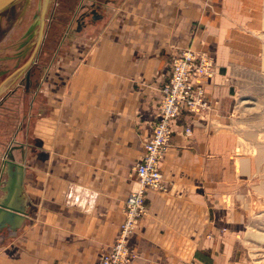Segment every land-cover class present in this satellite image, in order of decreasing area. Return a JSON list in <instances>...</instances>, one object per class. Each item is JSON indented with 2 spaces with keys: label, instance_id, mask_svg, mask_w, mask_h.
Masks as SVG:
<instances>
[{
  "label": "crops",
  "instance_id": "obj_1",
  "mask_svg": "<svg viewBox=\"0 0 264 264\" xmlns=\"http://www.w3.org/2000/svg\"><path fill=\"white\" fill-rule=\"evenodd\" d=\"M220 9V0H123L112 8L121 13L91 36L82 64L62 87L52 81L51 113L39 104L33 137L41 157L28 160L27 139L0 151L24 166L28 204L21 227L0 232V264H95L114 243L171 61L187 47L215 61L204 84L209 109L172 121L160 161L167 189L145 192V213L128 238L131 264H254L264 213L253 204L264 181L252 185L251 158L235 155L225 127L235 79Z\"/></svg>",
  "mask_w": 264,
  "mask_h": 264
},
{
  "label": "rangeland",
  "instance_id": "obj_2",
  "mask_svg": "<svg viewBox=\"0 0 264 264\" xmlns=\"http://www.w3.org/2000/svg\"><path fill=\"white\" fill-rule=\"evenodd\" d=\"M122 2L15 0L0 12V151H5L13 141L16 145L27 139L28 160L41 157L33 137L39 104L44 101L45 113H51L47 104L52 81L59 82L61 87L68 81L72 68L82 64L83 58L78 55L89 48L91 36L107 30L108 22L121 13L112 8ZM220 6L218 29L230 54L235 79L232 115L225 127L235 134V155L251 158L254 185L258 179L264 181V0H220ZM42 12L47 17L46 36L42 46L34 51ZM196 51L209 56L216 71L213 57ZM27 70L31 73L29 80L34 82L29 86L24 83ZM40 84L45 86L43 91ZM147 140L148 137L142 140L141 148ZM257 164L261 168L255 167ZM252 192L255 199L257 190ZM253 208L264 213L263 192L260 204H253ZM258 223L261 226L257 229L264 236V214ZM262 240L264 245V237ZM111 246L100 252L95 264ZM251 258L254 264H264V247L253 249Z\"/></svg>",
  "mask_w": 264,
  "mask_h": 264
},
{
  "label": "built area",
  "instance_id": "obj_3",
  "mask_svg": "<svg viewBox=\"0 0 264 264\" xmlns=\"http://www.w3.org/2000/svg\"><path fill=\"white\" fill-rule=\"evenodd\" d=\"M214 71V64L209 56L192 48L181 50L171 61L170 77L161 88L152 133L144 144L142 157L132 167L135 186L126 197L119 232L111 249L100 256L97 264L131 263L133 255L128 248V238L145 213V192L147 189H167L160 161L169 146L172 121L183 110L200 115L209 109L204 84L213 77Z\"/></svg>",
  "mask_w": 264,
  "mask_h": 264
},
{
  "label": "water",
  "instance_id": "obj_4",
  "mask_svg": "<svg viewBox=\"0 0 264 264\" xmlns=\"http://www.w3.org/2000/svg\"><path fill=\"white\" fill-rule=\"evenodd\" d=\"M14 1L0 0V12ZM23 176L24 166L8 150L0 159V232L18 230L26 218L28 204L22 187Z\"/></svg>",
  "mask_w": 264,
  "mask_h": 264
},
{
  "label": "bare ground",
  "instance_id": "obj_5",
  "mask_svg": "<svg viewBox=\"0 0 264 264\" xmlns=\"http://www.w3.org/2000/svg\"><path fill=\"white\" fill-rule=\"evenodd\" d=\"M46 14L45 12H42V14L40 15V18H39V34H38V37H37V41H36V45H35V48H34V51L36 49V46H38V49L41 47V45L43 44V41H44V38L46 36V33H45V25H46Z\"/></svg>",
  "mask_w": 264,
  "mask_h": 264
},
{
  "label": "flooded vegetation",
  "instance_id": "obj_6",
  "mask_svg": "<svg viewBox=\"0 0 264 264\" xmlns=\"http://www.w3.org/2000/svg\"><path fill=\"white\" fill-rule=\"evenodd\" d=\"M27 73H28V75H27ZM31 75V73H30V70H27V72H26V74H25V76H24V83H25V85L27 86H29L31 83L33 84L34 82L32 81H30L29 80V76ZM35 85L37 86L38 85V83H36L35 82Z\"/></svg>",
  "mask_w": 264,
  "mask_h": 264
}]
</instances>
